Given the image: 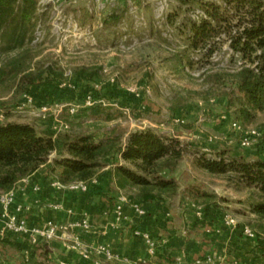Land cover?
<instances>
[{
    "label": "rangeland",
    "instance_id": "rangeland-1",
    "mask_svg": "<svg viewBox=\"0 0 264 264\" xmlns=\"http://www.w3.org/2000/svg\"><path fill=\"white\" fill-rule=\"evenodd\" d=\"M199 12L194 1L186 0H38L32 53L37 55L39 67L51 66L60 76L46 91L40 86L33 88L30 104L24 103L22 91L15 90L13 81L1 83L0 122L24 121L38 130L48 129L56 103H80L83 91L98 85L95 96L103 98L106 105L97 112L83 108L74 116L61 114L72 133H88L96 140L114 139V162L117 149L133 130L150 127L165 135L183 134L188 148L173 174L178 195L194 199L195 191L213 194L219 207L254 229L255 243L264 247V221L246 204L252 192L228 180L227 175L198 167L192 156L199 150L246 161L264 158V140L246 148L239 145L238 134L230 126L235 119L224 94L231 88L210 89L204 84L199 53H191L193 68L187 64L177 67L171 57L186 47L185 25L188 19H197ZM16 53H0V64ZM206 66L234 67L226 43ZM80 68L97 69L98 77L81 79L75 75ZM43 107L49 114L46 118L40 116ZM176 118L182 122L175 123ZM245 126L264 130V114ZM223 135L230 143L221 139ZM209 137L217 139L209 141Z\"/></svg>",
    "mask_w": 264,
    "mask_h": 264
},
{
    "label": "trees",
    "instance_id": "trees-1",
    "mask_svg": "<svg viewBox=\"0 0 264 264\" xmlns=\"http://www.w3.org/2000/svg\"><path fill=\"white\" fill-rule=\"evenodd\" d=\"M186 1H194L200 12L197 19L190 18L185 25L186 47L173 52L171 57L177 67L187 64L193 68L191 53H199L197 62L205 69L201 73L204 84L210 89L231 88L224 92L228 107L234 119L246 127L258 114H264V0ZM37 4L38 0H0V53L17 51L0 64V84L13 81L22 96H32V89L39 86L46 91L48 84L57 82L60 76L51 66L39 67L37 55L32 53ZM223 43L227 44L234 67L206 66ZM75 75L93 81L98 72L80 68ZM99 107L102 106L96 104L85 110L97 112ZM64 113L67 114L66 110ZM114 141L110 137L96 140L91 134L72 133L69 128L54 135L50 127L38 130L30 123L0 122V192L15 189L20 180L31 177L45 164H50V172L63 185H89L105 166V158L114 152ZM187 148L188 143L179 137L161 134L154 128L129 132L117 149L123 163L114 167L116 186L129 192V203L140 206L172 197L179 190L173 174ZM192 156L198 167L227 175L231 182L248 188L253 195L249 196L247 207L264 221V158L246 161L226 158L222 152L211 156L199 150L192 152ZM194 194L195 203L201 204L206 213L219 208L213 194ZM257 244L255 250L264 254V247Z\"/></svg>",
    "mask_w": 264,
    "mask_h": 264
},
{
    "label": "crops",
    "instance_id": "crops-1",
    "mask_svg": "<svg viewBox=\"0 0 264 264\" xmlns=\"http://www.w3.org/2000/svg\"><path fill=\"white\" fill-rule=\"evenodd\" d=\"M167 135L185 138L173 132ZM112 156L105 158V166L85 190L57 187L50 164H45L17 183L14 205H22L29 227L47 220L88 221L90 228H79L76 233L86 243L106 245L117 259L107 261L96 255L84 258L58 239H38L32 244L26 237L8 235L0 236V264H264V255L255 250V239L243 234L244 226L237 216L222 207L206 213L201 204L179 193L176 198L142 205V217L125 204L123 212L128 221L115 222L114 205L120 195L127 198L129 192L116 186L114 167L123 161L119 154L116 162ZM227 215L235 217L236 226L225 222ZM136 229L156 239L154 254L148 252L145 240L134 234Z\"/></svg>",
    "mask_w": 264,
    "mask_h": 264
},
{
    "label": "built area",
    "instance_id": "built-area-1",
    "mask_svg": "<svg viewBox=\"0 0 264 264\" xmlns=\"http://www.w3.org/2000/svg\"><path fill=\"white\" fill-rule=\"evenodd\" d=\"M58 1V0H57ZM99 87L98 85H93V90L86 91L83 95L82 101L73 102V103H56L54 109L50 113V128L54 132V135L62 133L69 128L68 122L62 119L61 114L66 110L69 116H74L80 109L89 108L96 104L106 105L103 98L95 96V90ZM24 103H31L32 96L30 94H24L22 96ZM47 108L43 107L40 113L42 118H46ZM222 119H225V115L221 116ZM3 119V113L0 112V121ZM199 120H202L199 118ZM175 123L182 122L179 118L174 119ZM230 126L234 132L238 134V143L241 147L246 148L251 144L264 140V130H259L256 128H247L243 127L236 120H232ZM217 137H209V141H213ZM223 141L230 143L229 137L223 135L221 138ZM94 182V179L91 181ZM57 187H63L67 185L61 184L58 180L54 182ZM70 188H79L85 190L88 186L86 183L74 182L68 184ZM37 189V188H36ZM15 201V189L9 190L7 192H0V236L8 235H18L21 237H26L29 241L34 244L38 239L44 241H49L53 239L62 240L66 243L67 247L77 251L82 257L89 258L91 255L100 256L103 259L109 261L117 259L118 257L114 255L111 250L103 244H90L84 242L81 237L76 233L77 229L88 230L90 224L88 221H78V222H67V223H57L52 220H47L43 224L36 227H29L27 225L26 219L22 214L24 208L22 205H14ZM128 204L130 209L138 217L145 215V210L142 206L129 203L127 198L123 195H120L114 205L113 215L115 222H127L128 216L124 214V206ZM225 222L228 225L236 226L237 221L235 217L227 215ZM243 234L248 237H254V233L248 226L242 228ZM136 236L142 237L148 247V252L150 254L155 253V248L157 246V241L151 237L148 233L142 232L140 230H134ZM66 264V263H62ZM93 264H99L95 261ZM130 264H137L136 261L131 262Z\"/></svg>",
    "mask_w": 264,
    "mask_h": 264
}]
</instances>
